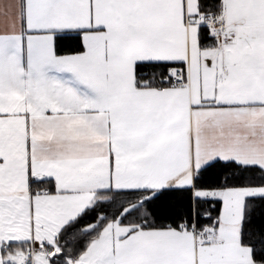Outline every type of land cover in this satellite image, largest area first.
I'll use <instances>...</instances> for the list:
<instances>
[{
  "label": "snow or ice",
  "instance_id": "snow-or-ice-1",
  "mask_svg": "<svg viewBox=\"0 0 264 264\" xmlns=\"http://www.w3.org/2000/svg\"><path fill=\"white\" fill-rule=\"evenodd\" d=\"M0 264H264V0H0Z\"/></svg>",
  "mask_w": 264,
  "mask_h": 264
}]
</instances>
